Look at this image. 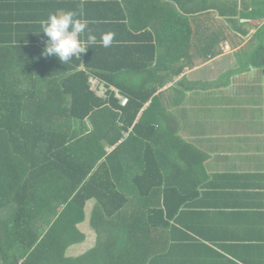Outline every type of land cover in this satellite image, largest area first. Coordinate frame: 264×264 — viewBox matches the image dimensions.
<instances>
[{
  "label": "trees",
  "instance_id": "1",
  "mask_svg": "<svg viewBox=\"0 0 264 264\" xmlns=\"http://www.w3.org/2000/svg\"><path fill=\"white\" fill-rule=\"evenodd\" d=\"M244 4L243 18L257 31L239 67L213 81L184 78L166 107L158 88L168 79L157 70L179 60V75L194 62V31L177 10L158 34L176 53L167 62L148 29L150 10L158 16L155 0H0V264H264V234L214 236L188 222H210L189 203L206 179L208 156L181 139L170 112L188 92L264 69V0ZM73 10L98 40L115 37L66 65L43 55L40 22ZM92 78L108 88L106 98ZM152 78L160 85L147 88ZM90 202L96 244L69 256L87 240L80 226Z\"/></svg>",
  "mask_w": 264,
  "mask_h": 264
},
{
  "label": "crops",
  "instance_id": "2",
  "mask_svg": "<svg viewBox=\"0 0 264 264\" xmlns=\"http://www.w3.org/2000/svg\"><path fill=\"white\" fill-rule=\"evenodd\" d=\"M244 1L155 0L158 16L150 10L148 29L159 46L158 54H166L167 62L176 58V53L166 51L158 34L164 29L166 16L171 17L170 10L186 16L194 31V62L179 75L175 74V69L183 66L179 60L169 63L168 69L157 70L161 81L168 79L158 88L163 96L161 104L169 106L172 87L184 78L213 81L239 67L242 52L257 31L251 19L243 18ZM159 85L152 78L146 87ZM170 112L176 124L179 122L181 139L208 156L202 164L206 179L189 203L194 213H208L210 222L204 226L198 218L188 222L194 221L192 226L207 229L214 236L264 234V69L251 66L235 75L227 86L188 92L182 105L172 107Z\"/></svg>",
  "mask_w": 264,
  "mask_h": 264
},
{
  "label": "clouds",
  "instance_id": "3",
  "mask_svg": "<svg viewBox=\"0 0 264 264\" xmlns=\"http://www.w3.org/2000/svg\"><path fill=\"white\" fill-rule=\"evenodd\" d=\"M89 24L82 11L49 14L46 20L40 22V33L48 37L43 55L55 56L67 65L74 57H80L92 46L99 44L107 48L113 44L115 33L102 34L98 40Z\"/></svg>",
  "mask_w": 264,
  "mask_h": 264
},
{
  "label": "rangeland",
  "instance_id": "4",
  "mask_svg": "<svg viewBox=\"0 0 264 264\" xmlns=\"http://www.w3.org/2000/svg\"><path fill=\"white\" fill-rule=\"evenodd\" d=\"M92 207H93V202H90L86 210V213L88 216L87 222H85L84 224L80 226L81 229L86 233L87 240L82 244H78V245L71 247L68 250L69 256H78L96 244L97 235L90 226V215L92 213Z\"/></svg>",
  "mask_w": 264,
  "mask_h": 264
},
{
  "label": "built area",
  "instance_id": "5",
  "mask_svg": "<svg viewBox=\"0 0 264 264\" xmlns=\"http://www.w3.org/2000/svg\"><path fill=\"white\" fill-rule=\"evenodd\" d=\"M91 83H92V89L94 91H96L97 95L103 98L107 97V92H108V88L105 86V84H103L102 82H100L98 79L96 78H92L91 79ZM112 91H114L116 93V96L118 99L121 100L122 105H126L128 102V98L123 97L117 90L115 89H111Z\"/></svg>",
  "mask_w": 264,
  "mask_h": 264
}]
</instances>
